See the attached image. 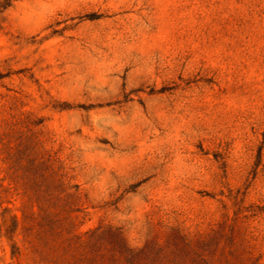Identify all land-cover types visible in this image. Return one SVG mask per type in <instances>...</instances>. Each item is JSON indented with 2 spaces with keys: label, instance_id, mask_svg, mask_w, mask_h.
Segmentation results:
<instances>
[{
  "label": "rangeland",
  "instance_id": "rangeland-1",
  "mask_svg": "<svg viewBox=\"0 0 264 264\" xmlns=\"http://www.w3.org/2000/svg\"><path fill=\"white\" fill-rule=\"evenodd\" d=\"M0 264H264V0H0Z\"/></svg>",
  "mask_w": 264,
  "mask_h": 264
}]
</instances>
